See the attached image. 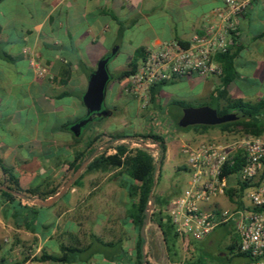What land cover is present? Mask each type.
<instances>
[{
  "label": "crops",
  "instance_id": "0c3cea01",
  "mask_svg": "<svg viewBox=\"0 0 264 264\" xmlns=\"http://www.w3.org/2000/svg\"><path fill=\"white\" fill-rule=\"evenodd\" d=\"M223 9L221 0H1V163L11 169L21 188L42 193L55 189L57 193L74 173L68 163L75 152L82 151L84 141L99 132L91 130L84 141L75 142L68 130L84 115L80 97L97 61L114 50L109 62L120 56L126 66L137 48L145 51L163 44L184 48L194 35H202L217 23ZM233 20L238 32L230 48L234 76L224 90L230 99L256 102L264 90V0H248L242 14ZM31 58L46 69L44 74L38 75L29 65ZM208 77H197L208 86L205 102L221 76ZM111 82V106L125 108L126 98L132 96L127 85L113 78ZM68 110L72 112L63 114ZM199 135L192 130L184 140L194 143ZM164 141V164L173 161L178 162L175 169L185 168L180 159L182 143L177 146L181 139ZM106 171L82 170L80 185H70L49 206L33 205L15 196L13 201H3L0 196V264H62L37 261L42 253L60 255L62 247L83 250L66 264H114L107 256L93 259L97 248L92 242L99 244V235L116 236L115 249L124 262V256L131 253L130 248L125 250L123 237L129 235L131 226L125 219L130 200L113 181L116 170ZM98 173L105 175L98 179ZM2 180L0 171V185ZM115 200L123 222L106 216L96 225L95 209L112 208ZM113 211L117 213L116 207ZM33 212L32 230H26L22 224L25 218L29 222ZM52 239L57 243L54 253ZM99 245L106 253L108 247Z\"/></svg>",
  "mask_w": 264,
  "mask_h": 264
},
{
  "label": "built area",
  "instance_id": "2783aa9c",
  "mask_svg": "<svg viewBox=\"0 0 264 264\" xmlns=\"http://www.w3.org/2000/svg\"><path fill=\"white\" fill-rule=\"evenodd\" d=\"M221 1L224 9L218 22L194 35L186 47L163 44L144 51L134 73L125 79L132 96L144 100L148 88L161 81L221 74L215 56L232 47L238 33L233 19L242 14L248 0ZM29 65L38 75L46 72L34 58ZM124 144L131 150L155 143L136 136L127 137ZM180 153L189 179L165 209L177 242L200 241L231 220L236 252L244 256V264H264V133L185 143ZM233 167L236 170L227 172ZM227 190L233 194L228 196Z\"/></svg>",
  "mask_w": 264,
  "mask_h": 264
},
{
  "label": "trees",
  "instance_id": "16d2710c",
  "mask_svg": "<svg viewBox=\"0 0 264 264\" xmlns=\"http://www.w3.org/2000/svg\"><path fill=\"white\" fill-rule=\"evenodd\" d=\"M231 49L227 50L223 54H218L215 56L216 62L219 64L221 69L220 82L216 87L214 92L208 98V101L205 102L204 105H208L216 110L217 115H223L227 113H233L236 116V119L225 122L215 126H205V125H194L187 128H192L193 131L204 134L209 130L216 129L219 133H242L248 135H259L264 129L259 125V122L262 118H264V97L258 99L254 103H250L241 99H230L226 96L224 88L232 81L234 76L231 65L232 53ZM145 52L142 48H137L131 60L126 65V68L120 71L114 79L120 81L122 79H126L130 75H132L135 71V68L139 61L144 58ZM5 59H9L10 57L3 54ZM169 81H161L159 83L153 84L148 88L150 99H153L155 94L159 91L161 85H164ZM180 107H187V105L177 102ZM178 120V119H177ZM174 123V127L176 129L182 128L177 127L176 122ZM83 129V128H82ZM81 129V130H82ZM106 135L109 139L108 143H112L115 140H119L124 138L125 136L122 134H104L100 133L98 136H95L90 139H86L84 141L83 150L77 151L73 155L72 160L68 163L71 172H75L81 163L89 158L95 147H92V144L100 137ZM142 138L143 140L149 139L154 142L157 147V155L159 160V165L162 164L164 153H165V141L162 136L158 134L147 132L145 134H136L135 137ZM79 136L74 138L73 140L77 142ZM111 148L113 150L112 153L107 154L106 151ZM154 161L151 154L142 148H135L128 150L127 146L123 143L115 144L112 146H107L102 152L96 153L86 164L83 169V172L90 171H114L113 178L120 177L119 186L124 188L129 198V205L125 209V219L129 220L131 227L135 231V239L133 240V248L129 256H124V262L122 260L119 261L120 264H142V253L141 246L144 240L139 236V228L142 224L144 218V208L147 202V196L149 192H152L151 200L153 204V208L149 214L148 222L153 224L161 237V241L164 247V251L166 253V257L169 261L171 258L175 256V243L177 242V237L173 231L172 224L170 223V219L165 213V209L169 201L172 197H176L179 193L178 191L173 192L171 197L165 195H156L153 193V187L155 185L154 179ZM178 170H185V168H178ZM235 167L228 169L227 172H233ZM0 171L3 175L2 185L5 186L8 190L12 192H16L19 194H24L26 196H38L42 199H45L49 196L55 195V189L47 191L45 193L39 192L36 189L31 188H21L18 184V180L16 176L12 173L11 169L5 167L0 161ZM81 174L73 181L71 187L79 186ZM226 194L231 196L233 192L231 190H227ZM0 196L3 201H13L14 196L8 192L0 191ZM32 208L35 206H31ZM28 209V208H24ZM29 211L31 208L28 209ZM36 216V212H33L31 216H29V222H27L26 218L23 222L22 226L26 230H32L30 225H32L34 218ZM234 236V234H233ZM232 242L226 247L228 253L233 254L237 257H244L242 254L234 252L236 250V237L231 238ZM97 242L103 246L108 248H114L115 243H103L99 240ZM122 251V250H121ZM60 255H47L40 254L37 261H50L53 263H71L73 262L72 257L74 254H80L83 252L81 249L67 248L62 247L60 251ZM126 253V251H122ZM172 262V261H171Z\"/></svg>",
  "mask_w": 264,
  "mask_h": 264
},
{
  "label": "rangeland",
  "instance_id": "374dc122",
  "mask_svg": "<svg viewBox=\"0 0 264 264\" xmlns=\"http://www.w3.org/2000/svg\"><path fill=\"white\" fill-rule=\"evenodd\" d=\"M4 1V0H2ZM1 2V1H0ZM1 64V62H0ZM108 72L110 75V80L107 83L108 92H105L104 106L111 111V116L101 120H95L88 123L79 134V141H84L86 136L91 132V130H98L99 132L95 135L98 136L100 133L104 134H122L125 137L119 140L113 141L111 144H121L125 143L127 137L134 138L136 134H145L147 132H152L162 136L165 140H179L182 142H177V146L181 143H187L184 140L185 134L192 131V128H187L184 130L176 129L174 123L179 119L183 107H180L177 102H181L187 107H199L205 104L206 90L208 86L204 84L202 80L197 77H191V79H180L174 82H169L161 85L159 91L155 94L153 99H150L149 91H147L146 98L139 99L138 97L130 96L126 98L127 105L125 108L117 107L113 108L110 104L111 95L110 89L113 83L111 79L117 75V71L126 68L124 65V60L118 56L112 59L107 64ZM211 77V76H209ZM208 77V79H210ZM213 79H211L212 81ZM122 84H125V79L120 80ZM210 85V84H209ZM106 86V87H107ZM260 93H263L264 90ZM259 98V99H260ZM247 102L254 103V100L249 99ZM116 102L115 104H119ZM71 110L65 111L63 114L71 113ZM259 125L264 129V118L261 119ZM125 133V134H124ZM264 133V131L262 132ZM242 135V133H219L216 129L209 130L207 133L195 137V141L205 140L210 138H220L224 136L225 138H234L236 136ZM109 139L106 135L100 136L95 141V151L96 153L102 152L107 146ZM179 149V147H178ZM107 154L112 153L111 148L106 151ZM155 162H157L158 155L154 154ZM180 159H183L182 155ZM178 162L165 163L164 160L162 164L159 165L157 171L155 172V185L153 187V193L156 195L170 196L173 192L180 191L186 185L189 175L186 171L177 170L174 168ZM107 172V171H106ZM105 174L98 173L97 178L100 179ZM114 183H119L120 177L113 178ZM98 181V180H97ZM178 193V194H179ZM177 194V195H178ZM176 195V196H177ZM173 199V197H172ZM115 204L117 201H114ZM96 206V205H95ZM114 207L117 209V213L114 214ZM119 204L112 206V208H101L95 209L94 217L96 220V225L101 224V222L109 216V219L115 218L116 223L123 222L119 218ZM127 223V222H125ZM127 224L125 227L127 229ZM128 234H123L125 238V250L133 248V240L135 239V231L130 226L128 229ZM233 227L231 220L226 221L224 224L216 227L212 230L208 237H204L200 241H190L187 245H183L180 242L175 243V256L169 261L166 257L164 247L161 241L160 234L157 228L148 222L146 229L144 231L145 244L143 248L144 262L145 264H244L245 261L238 257H234L233 254L228 253L226 247L232 242L231 238L233 236ZM100 240L103 242L115 243V235L113 237H104L99 235ZM93 246L97 248V253L93 255V259L99 261L103 257H108L109 261H114L117 264L121 260L118 249L106 248V253H104L105 247L100 246L96 242H92ZM52 246V253L57 252L56 241L52 239L50 241ZM116 244V243H115ZM236 250H234L235 252Z\"/></svg>",
  "mask_w": 264,
  "mask_h": 264
},
{
  "label": "water",
  "instance_id": "95a60500",
  "mask_svg": "<svg viewBox=\"0 0 264 264\" xmlns=\"http://www.w3.org/2000/svg\"><path fill=\"white\" fill-rule=\"evenodd\" d=\"M1 1V0H0ZM114 50H111L110 54L102 56L96 63L95 69L88 75L86 86L81 94L80 101L84 108V115L81 119L72 123L68 130L74 138L78 137L82 128H84L88 123L101 120L110 117L111 111L104 106V98L106 92V86L110 80V75L108 72L107 64L110 60L111 55ZM236 119L235 114L227 113L223 115H217L216 110L208 105H201L199 107H184L181 111V115L176 122L177 127L186 128L194 125H205V126H215L225 122H229ZM140 148L147 150L154 161V174L159 167V160L155 162L154 154L157 153L158 147L156 144L153 146H148L147 144H141ZM153 153V154H152ZM96 154L94 150L92 155L81 163L79 168L73 173L72 177L67 180L60 190L53 195L51 198L42 199L38 196H26L24 194H19L8 190L5 186L0 185V190L8 192L11 195L23 200L24 202L37 205V206H49L58 200L65 190L73 183V181L78 177L80 172L84 169L89 160ZM153 174V176H154ZM155 179V176H154ZM152 192L150 191L147 196V202L144 208V218L142 224L139 228V236L144 240L141 246L142 253V264L144 262L143 248L145 244L144 231L146 225L148 224L149 214L153 208L151 200Z\"/></svg>",
  "mask_w": 264,
  "mask_h": 264
},
{
  "label": "flooded vegetation",
  "instance_id": "af4514ba",
  "mask_svg": "<svg viewBox=\"0 0 264 264\" xmlns=\"http://www.w3.org/2000/svg\"><path fill=\"white\" fill-rule=\"evenodd\" d=\"M107 108V107H106ZM108 109V108H107ZM112 114V113H111ZM111 116V115H110Z\"/></svg>",
  "mask_w": 264,
  "mask_h": 264
}]
</instances>
